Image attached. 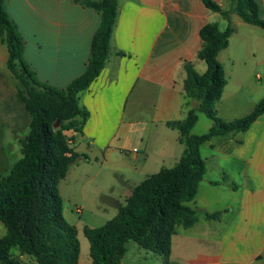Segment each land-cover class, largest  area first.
<instances>
[{
    "label": "crops",
    "instance_id": "0c3cea01",
    "mask_svg": "<svg viewBox=\"0 0 264 264\" xmlns=\"http://www.w3.org/2000/svg\"><path fill=\"white\" fill-rule=\"evenodd\" d=\"M6 1L23 8L32 6L26 4L29 0ZM81 1L66 0L50 25L31 31L34 42L30 51L23 48L26 59L22 57V60L43 87L64 89L86 69L100 15L82 6ZM214 1L222 9L231 8L230 0ZM255 1L264 19V0ZM118 2V19L105 68L78 96L90 118L75 148L85 155L86 151L98 149L104 163L118 153L126 154L122 158L128 162L118 161L114 168L115 175L123 178L125 189L116 191V184L109 188V195L124 206L133 188L146 177L179 162L185 147L179 141L178 129L169 128L166 123L184 120L197 105L185 96V64L191 62L203 74L207 65L198 58L203 45L200 31L208 23H217L224 31L228 21L207 9L202 0ZM231 23L235 32L228 48L218 56L227 85L216 108L225 122L250 114L264 98V30L236 14L231 16ZM221 58H225L224 62ZM7 60L8 49L0 41V174L3 176L20 159V140L25 138L21 135L31 123ZM243 107L245 114L241 111ZM82 144L85 146L81 151L78 148ZM203 148L209 150L202 156L207 162V173L197 196L188 203L197 211V222L189 228L176 227L171 262L264 264V115L247 131L216 136L201 151ZM14 155L17 160L11 164ZM68 175L69 172L66 178ZM109 208L113 219L119 209ZM216 212H221L219 219L207 218V214ZM31 260L24 257L26 263ZM31 264H35L33 260Z\"/></svg>",
    "mask_w": 264,
    "mask_h": 264
},
{
    "label": "trees",
    "instance_id": "16d2710c",
    "mask_svg": "<svg viewBox=\"0 0 264 264\" xmlns=\"http://www.w3.org/2000/svg\"><path fill=\"white\" fill-rule=\"evenodd\" d=\"M5 1L0 0V41L8 49L7 68L15 78L31 123L29 134L20 140V159L7 176L0 174V222L7 230L0 237V264H29L24 257H29L35 264H81L79 231L64 215L59 185L72 165L89 160L75 148L90 118L78 96L105 68L119 2H80L100 15V25L91 42L90 58L82 75L64 89H53L39 85L34 72L22 60L23 39L19 36L17 23L4 7ZM202 1L207 9L219 13L229 25L224 31L217 23L202 27L203 45L198 58L207 65L203 74L191 62L185 64V96L197 105L184 120L166 123L167 127L180 132L179 141L185 147L183 154L174 167L162 168L133 188L132 195L112 220L97 228L84 227L90 245L89 264H122L131 241L161 255L164 264H174L171 262V245L176 227L189 228L197 222V211L188 203L197 196L207 173L201 147L216 136L247 131L264 115V98L250 114L232 122L223 121L216 108L227 85L218 56L228 48L235 32L230 24L231 16L236 14L246 23L264 30L259 5L255 0H230L231 8L225 10L214 0ZM198 113L209 118L213 126L204 134L193 135ZM220 216L221 212L207 214L209 219Z\"/></svg>",
    "mask_w": 264,
    "mask_h": 264
},
{
    "label": "rangeland",
    "instance_id": "374dc122",
    "mask_svg": "<svg viewBox=\"0 0 264 264\" xmlns=\"http://www.w3.org/2000/svg\"><path fill=\"white\" fill-rule=\"evenodd\" d=\"M65 1L66 0H29V2L26 1V4L29 5V3H31L32 6L29 5L26 8L16 6V2L7 4V1H5L4 7L8 10L7 12L10 18L17 23L20 29L24 50L26 49V51L29 52L34 42V35L31 31L38 26L50 25L51 21H54L53 18L56 12L62 5H65ZM47 13H52V16ZM230 24L235 29L231 21ZM22 54L23 59H26L24 53ZM221 60L224 62L225 58H221ZM202 64L204 65V62H202ZM244 110L245 108L243 107L241 109L243 112L242 114H245ZM198 115L199 120L192 130L193 135L204 134L213 126V122L203 113H198ZM28 134L29 129L21 136L26 137ZM79 141H77L76 146ZM83 144L78 148L81 151L84 150L85 145ZM208 153L209 150L206 148H203L201 151L202 156H206ZM86 154L89 160H81L82 162L79 161L72 165L68 178L62 180L59 185L64 203V215L79 231V240L81 243L80 261L82 264L90 263V245L88 239L84 235V227L97 228L112 220L110 217L112 211L104 204L103 198L105 196H110L111 190H109V188L113 184H116L114 188L116 191H124L125 185L123 178L119 175H115L114 168L117 166L118 161L122 160L123 162H128V159L122 158L125 157L124 155L126 154L121 153H118V156H114V159H110L106 163L103 162V155L98 149H93V152L86 151ZM11 158V164L16 162L17 157L15 155ZM138 178L141 179L143 177ZM6 231L4 224L0 222V237L4 236ZM157 259H163V257L143 249L136 242L131 241L129 243V252H127L123 258V262L124 264H159L160 262L162 263V261L164 262V259L162 261ZM31 261L29 264H31Z\"/></svg>",
    "mask_w": 264,
    "mask_h": 264
},
{
    "label": "water",
    "instance_id": "95a60500",
    "mask_svg": "<svg viewBox=\"0 0 264 264\" xmlns=\"http://www.w3.org/2000/svg\"><path fill=\"white\" fill-rule=\"evenodd\" d=\"M55 127H58V123L55 125ZM103 202L105 205L109 206V207H113V208H117L120 209L122 206L119 202H117L113 197L111 196H105L103 198Z\"/></svg>",
    "mask_w": 264,
    "mask_h": 264
},
{
    "label": "built area",
    "instance_id": "2783aa9c",
    "mask_svg": "<svg viewBox=\"0 0 264 264\" xmlns=\"http://www.w3.org/2000/svg\"><path fill=\"white\" fill-rule=\"evenodd\" d=\"M78 212H79V210H78Z\"/></svg>",
    "mask_w": 264,
    "mask_h": 264
}]
</instances>
